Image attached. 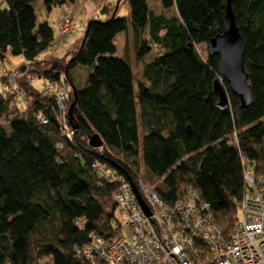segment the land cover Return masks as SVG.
Returning <instances> with one entry per match:
<instances>
[{
  "label": "trees",
  "instance_id": "trees-1",
  "mask_svg": "<svg viewBox=\"0 0 264 264\" xmlns=\"http://www.w3.org/2000/svg\"><path fill=\"white\" fill-rule=\"evenodd\" d=\"M0 1V62L22 58L35 78L19 80L24 97L0 92V264H110L85 253L93 237L120 236L116 185L98 179L95 163L138 189L146 181L169 206L198 192L230 236L245 164L264 174V0H233L252 103L241 109L225 82L226 110L214 92L220 58H204L199 49L224 32V0H162L164 9H176L172 18L154 14L151 0H128L136 60L144 62L138 84L130 62L114 56L128 18L115 12L105 21L90 19L66 64L58 59L46 68L42 58L55 33L48 22L37 23L41 0ZM91 1L109 13L108 0ZM68 2L75 0H42V6L50 13ZM154 47L162 54L146 62ZM79 66L92 68L83 88L71 74ZM51 82L67 86L66 123L56 97L45 92ZM96 134L101 148L89 144Z\"/></svg>",
  "mask_w": 264,
  "mask_h": 264
},
{
  "label": "built area",
  "instance_id": "built-area-1",
  "mask_svg": "<svg viewBox=\"0 0 264 264\" xmlns=\"http://www.w3.org/2000/svg\"><path fill=\"white\" fill-rule=\"evenodd\" d=\"M62 35L72 37L71 17L64 15ZM18 75L9 73L0 62L5 77L2 95L19 91V80L35 83L31 63L23 60ZM45 92L56 97L57 107L67 122V86L49 83ZM26 105V101H23ZM46 124V120H42ZM72 135V133H71ZM244 194L239 203L238 224L226 236L217 224L211 206L196 191L188 192L172 206L147 185L139 187L149 209L143 211L125 177L95 163L99 180L116 185L113 193L120 212V236L110 242L93 237L85 253L97 254L110 264H264V174L255 175L245 164Z\"/></svg>",
  "mask_w": 264,
  "mask_h": 264
},
{
  "label": "rangeland",
  "instance_id": "rangeland-1",
  "mask_svg": "<svg viewBox=\"0 0 264 264\" xmlns=\"http://www.w3.org/2000/svg\"><path fill=\"white\" fill-rule=\"evenodd\" d=\"M109 4V13L100 14V12H96V8L94 3L91 0H75L74 3L68 2L63 6H58L53 8L50 13L42 6V0L37 4V23L41 24L44 22H48V24L53 28L55 33V42L54 48L51 49L50 52L45 54L42 59L45 60V67L50 68L53 64V61L60 60L62 64H66L69 57H71L72 53L79 47L82 38L84 37V27L86 23L92 18H98L99 20L105 21L110 16L114 15L117 12L118 16L126 17L129 20V30L127 32H123L119 34L115 39V45L117 48V52L114 55L115 57L121 59H127L136 74V84L138 81L143 80V69L144 62H139L136 60V45L134 41V36L132 33V25L130 23V8L128 0H108ZM1 6V1H0ZM150 7L156 13H163L167 17L176 16L175 9H164L160 0H152ZM69 14L71 17V31L73 32L72 37L62 35L61 30L63 28L64 23V15ZM200 52L204 58L208 56V47L206 45L199 46ZM69 51V55L67 52ZM162 54L158 47H154L151 53L147 56L146 62L152 60L154 56H158ZM5 65L8 69L9 73H14L18 75L20 70L22 69L23 62H19L18 59L8 58L5 62ZM92 72V68L90 67H77L72 70L71 74L74 77L75 83L78 87L83 88L87 84V79L89 74ZM43 86L45 83H42ZM223 86L225 82H222ZM1 82H0V92H1ZM71 89V86H70ZM6 95L4 97H7ZM6 123V120L3 121ZM142 134V132H141ZM142 142V137H141ZM140 161V171L141 175L145 176L146 169L143 164L142 152L139 156ZM251 172L253 168L250 169ZM159 183V181L157 182ZM141 184L147 185L150 188H153L151 184H148L146 181L141 182Z\"/></svg>",
  "mask_w": 264,
  "mask_h": 264
},
{
  "label": "water",
  "instance_id": "water-1",
  "mask_svg": "<svg viewBox=\"0 0 264 264\" xmlns=\"http://www.w3.org/2000/svg\"><path fill=\"white\" fill-rule=\"evenodd\" d=\"M226 15L224 20V32L212 38L208 43V54L210 57L219 56V79L214 82V92L219 98L218 108L226 110L229 107L227 91L222 82H226L230 91L239 101L241 109H246L252 103V88L248 83L249 76L246 73L244 58L246 44L236 24L233 12V0H224ZM87 34H85L86 38ZM85 39L83 40V44ZM190 49H193L190 46ZM74 91L75 101L69 109V118L73 116V109L76 105L77 93ZM89 144L92 148H101L103 140L98 134L91 137ZM133 191L143 209L148 215L149 209L142 198L138 187L130 180Z\"/></svg>",
  "mask_w": 264,
  "mask_h": 264
},
{
  "label": "crops",
  "instance_id": "crops-1",
  "mask_svg": "<svg viewBox=\"0 0 264 264\" xmlns=\"http://www.w3.org/2000/svg\"><path fill=\"white\" fill-rule=\"evenodd\" d=\"M160 1H161V3H162V0H160ZM151 2H152V0L149 2V8H150V10H151L152 12H154V14H156V15H164L163 13H162V14H161V13L159 14V13H156L155 11L152 10L151 7H150ZM172 9H174V8H172ZM175 11H176V9H175ZM96 12H99V11L96 10ZM164 16H166V15H164ZM95 17H96V16H95ZM95 17H92V18H95ZM166 17H167V16H166ZM173 17H175V16H173ZM92 18H91V19H92ZM167 18H172V17H167ZM86 24H87V23H86ZM53 48H54V47H53ZM23 60H24V59L20 58L18 61H19V62H24Z\"/></svg>",
  "mask_w": 264,
  "mask_h": 264
}]
</instances>
